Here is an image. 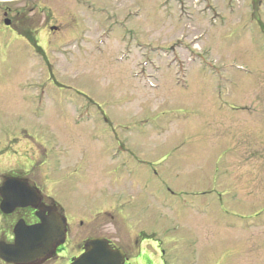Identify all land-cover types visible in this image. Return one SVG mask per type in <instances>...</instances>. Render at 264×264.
I'll return each instance as SVG.
<instances>
[{
    "label": "rangeland",
    "instance_id": "rangeland-1",
    "mask_svg": "<svg viewBox=\"0 0 264 264\" xmlns=\"http://www.w3.org/2000/svg\"><path fill=\"white\" fill-rule=\"evenodd\" d=\"M99 3L117 14L102 43L0 63V133L44 193L111 199L156 257L264 264V0Z\"/></svg>",
    "mask_w": 264,
    "mask_h": 264
},
{
    "label": "flooded vegetation",
    "instance_id": "flooded-vegetation-1",
    "mask_svg": "<svg viewBox=\"0 0 264 264\" xmlns=\"http://www.w3.org/2000/svg\"><path fill=\"white\" fill-rule=\"evenodd\" d=\"M99 2L111 5L113 0H0V63L12 61L25 46L33 51V46H62L68 41L98 42L102 33L117 25V14L106 5L102 8ZM80 9L89 17L81 18ZM89 22L96 26L97 37L88 35L92 31ZM10 91L15 95L17 90ZM1 135L0 264H75L80 259V264H181L173 249L168 257L167 251L158 246L160 256L153 255L150 246L142 244L143 231L118 235L117 208L111 199L105 198L102 203L96 197L93 204L54 194L51 189L44 193L43 184L33 182L31 147H22L16 137L7 142ZM33 189L40 193L34 200ZM44 224L47 241L39 245L37 235L44 228L36 226ZM101 238L109 246H87L89 241ZM101 248L106 249L103 254ZM222 251L224 264L229 253Z\"/></svg>",
    "mask_w": 264,
    "mask_h": 264
},
{
    "label": "water",
    "instance_id": "water-1",
    "mask_svg": "<svg viewBox=\"0 0 264 264\" xmlns=\"http://www.w3.org/2000/svg\"><path fill=\"white\" fill-rule=\"evenodd\" d=\"M39 194L40 193L38 191L33 189V200L35 199V196H38ZM36 227L41 228V229L44 228V230L41 231V235L40 234L37 235L38 239L36 240V242L39 243V245L41 243H46V241H47V234H46L47 233L46 232L47 226L44 224V225H38ZM35 230L36 229L33 227V233L35 232ZM87 246H109V244H108L107 240L101 238V239H95V240L89 241L87 243ZM105 250H106L105 248H101L102 254L104 253ZM113 254H114L113 256H115L116 253L114 252ZM80 263H81V259L78 260L75 264H80ZM102 264H103V262H102ZM119 264H121V263H119Z\"/></svg>",
    "mask_w": 264,
    "mask_h": 264
}]
</instances>
